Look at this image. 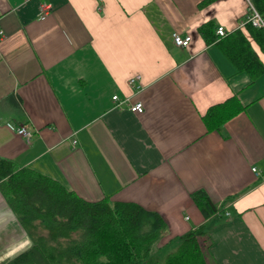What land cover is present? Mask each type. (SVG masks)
<instances>
[{
    "label": "crops",
    "instance_id": "1",
    "mask_svg": "<svg viewBox=\"0 0 264 264\" xmlns=\"http://www.w3.org/2000/svg\"><path fill=\"white\" fill-rule=\"evenodd\" d=\"M205 1L0 0V158L86 201L157 212L158 247L172 249L164 261L202 228L207 264H264V72L252 82L224 39L207 42L198 29H241L263 65L264 49L240 26L245 0ZM174 33L191 43L175 45ZM114 95L144 112L116 107ZM234 95L244 110L210 130L208 109ZM10 126H26L30 143ZM197 191L223 212L206 218ZM24 236L0 190V257L25 247Z\"/></svg>",
    "mask_w": 264,
    "mask_h": 264
},
{
    "label": "trees",
    "instance_id": "2",
    "mask_svg": "<svg viewBox=\"0 0 264 264\" xmlns=\"http://www.w3.org/2000/svg\"><path fill=\"white\" fill-rule=\"evenodd\" d=\"M254 4L264 14V0ZM246 26L264 49V30ZM198 31L207 42L224 39V52L252 82L264 72L241 29L223 38L208 21ZM244 108L234 95L211 106L203 119L210 130H219ZM0 190L31 240L29 248L4 264H207L198 242L202 228L184 235L163 263H148L166 223L157 212L137 203L111 202L108 197L86 201L58 180L4 158H0ZM192 196L206 218L223 212L206 192Z\"/></svg>",
    "mask_w": 264,
    "mask_h": 264
},
{
    "label": "built area",
    "instance_id": "3",
    "mask_svg": "<svg viewBox=\"0 0 264 264\" xmlns=\"http://www.w3.org/2000/svg\"><path fill=\"white\" fill-rule=\"evenodd\" d=\"M245 15L244 19L241 21L240 26L244 27L248 24L264 30V14H262L254 4V0H245ZM50 11V6L46 3H43L40 7V16L39 19H45ZM217 35L220 37H224L227 35V31L224 27H218ZM173 41L175 45L179 47H187L191 41L192 36L186 35L182 36L179 33L173 34ZM140 81V75L133 76L129 79L128 83L132 86L137 87V83ZM112 100L115 102V106L118 108H128L130 111L134 113H143L144 112V105L141 102L131 103L128 98H120L118 95H114ZM20 137H22L27 143L33 138V133L28 130L26 126H10ZM256 174L259 175V172L256 168L252 169Z\"/></svg>",
    "mask_w": 264,
    "mask_h": 264
},
{
    "label": "rangeland",
    "instance_id": "4",
    "mask_svg": "<svg viewBox=\"0 0 264 264\" xmlns=\"http://www.w3.org/2000/svg\"><path fill=\"white\" fill-rule=\"evenodd\" d=\"M24 237H23V239H24ZM20 239L21 238H19V240ZM23 239H21V240H23ZM26 241H27V244L25 245V247L22 246L23 244L20 245L22 249H19V251H16L15 253H14V251L8 252L5 257H0V264H4L8 260H10L13 257H15L16 255H18L20 252H22V251L26 250L27 248H29L31 246V242H30V240L28 238H26ZM159 243L160 242L158 241L155 244V246H154V248L152 250L151 256L148 259V263H155V262L163 263L164 259H160V257H163L167 252H171L170 251V250H172L171 248H166V249L160 250L161 248L158 247ZM144 264H146V263H144Z\"/></svg>",
    "mask_w": 264,
    "mask_h": 264
}]
</instances>
